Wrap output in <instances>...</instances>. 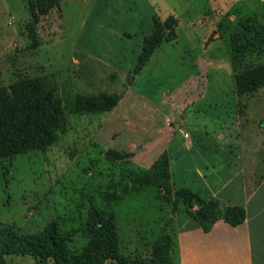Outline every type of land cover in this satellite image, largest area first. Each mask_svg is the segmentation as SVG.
Returning <instances> with one entry per match:
<instances>
[{
	"label": "rangeland",
	"instance_id": "obj_1",
	"mask_svg": "<svg viewBox=\"0 0 264 264\" xmlns=\"http://www.w3.org/2000/svg\"><path fill=\"white\" fill-rule=\"evenodd\" d=\"M170 15L178 19L179 38L162 43L137 72L155 20ZM250 16L264 24V0H60L38 19L28 0H0V86L44 77L67 105L55 143L0 159V227L37 233L56 221L68 248L80 251L88 240L74 232L90 208L115 204L124 255L151 258L163 234L170 237L171 255L176 219L188 208L156 185L135 191L129 172L149 169L163 155L170 159L162 150L166 136L158 137L160 129L172 128L166 123L170 109L214 118L220 109L214 100L231 94L222 93L232 82L230 67L234 73L264 63V49L232 60V36ZM102 95L115 98V105L74 107L78 97ZM183 131L191 132L182 127L177 139ZM158 139L163 144L156 149ZM185 151L172 152L177 185L190 173L191 152ZM171 182L173 192L181 188L172 171ZM118 197L124 199L114 203ZM5 264L56 263L12 254Z\"/></svg>",
	"mask_w": 264,
	"mask_h": 264
},
{
	"label": "trees",
	"instance_id": "obj_2",
	"mask_svg": "<svg viewBox=\"0 0 264 264\" xmlns=\"http://www.w3.org/2000/svg\"><path fill=\"white\" fill-rule=\"evenodd\" d=\"M33 16L48 14L60 0H28ZM178 19L170 15L163 22L155 20L152 33L145 38L136 71L139 72L164 42L179 38ZM233 62L241 61L247 53L264 49V24L253 17L242 19L232 36ZM236 90L245 95L258 90L264 84V63L246 64L234 68ZM115 98L102 95L97 98L78 97L74 107L81 110L98 111L112 108ZM73 105V103H70ZM69 104V105H70ZM67 105L57 94L54 86L44 78H23L10 86H0V159L20 153L46 148L58 139ZM134 190L156 185L171 199L182 201L193 220L209 229L218 219L239 224L246 218V211L239 206H226L217 198L207 199L190 188L181 187L173 192L170 159L161 156L151 168H137L129 172ZM130 188L125 189L129 194ZM118 197L114 203H119ZM112 207L93 206L85 223L74 233H82L88 243L80 251L67 246V237L62 235L56 221L37 233H23L10 226L0 227V264L5 256L30 255L39 262L53 259L56 264H171L170 237L161 235L154 246L151 258L129 257L121 252L119 230ZM199 207L193 210L194 206Z\"/></svg>",
	"mask_w": 264,
	"mask_h": 264
},
{
	"label": "crops",
	"instance_id": "obj_3",
	"mask_svg": "<svg viewBox=\"0 0 264 264\" xmlns=\"http://www.w3.org/2000/svg\"><path fill=\"white\" fill-rule=\"evenodd\" d=\"M233 74L230 67L232 82L222 93L227 96L225 90H231V94L214 100L220 107L214 118L179 116L170 109L166 123L173 130L162 128L158 137L166 136L162 150L169 153L175 183L172 152H191L185 166L190 173L180 176L176 186L217 198L226 206L243 207L246 218L239 224L220 218L205 229L185 210L184 219L175 222L178 230L171 264H264V84L239 95ZM182 127L191 132L183 131L177 139ZM162 144L158 139L153 146L157 149Z\"/></svg>",
	"mask_w": 264,
	"mask_h": 264
}]
</instances>
